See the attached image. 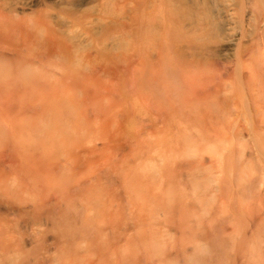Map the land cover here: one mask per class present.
<instances>
[{"label": "bare ground", "instance_id": "obj_1", "mask_svg": "<svg viewBox=\"0 0 264 264\" xmlns=\"http://www.w3.org/2000/svg\"><path fill=\"white\" fill-rule=\"evenodd\" d=\"M236 2L238 17L215 0H142L129 47L139 35L203 43L235 23L264 43V0ZM17 5L0 0V264H206L211 250L196 227L208 187L197 182V115L183 95L193 50L176 48L183 63L149 80L146 112L136 115L137 102L108 112L69 75L61 46L5 24Z\"/></svg>", "mask_w": 264, "mask_h": 264}, {"label": "rangeland", "instance_id": "obj_2", "mask_svg": "<svg viewBox=\"0 0 264 264\" xmlns=\"http://www.w3.org/2000/svg\"><path fill=\"white\" fill-rule=\"evenodd\" d=\"M215 1V10L230 9L239 16L237 0ZM14 2L17 13H5V24L29 29L34 37L61 46L69 75L85 91H97L92 101L108 112L128 102L139 105L133 106L136 115L146 112V98L152 97L149 80L160 79L165 63H183L176 48L193 50L196 73L182 93L197 115V182L208 187L197 208V238L211 250L206 264H257L255 259L264 256V43H251L249 36L243 37L244 26L235 23L233 30L203 43L177 47L144 41L139 35L130 49L133 21L142 20V0ZM228 43L234 45L233 51L222 58L218 50ZM108 118L112 120V115ZM175 253L166 251L170 258Z\"/></svg>", "mask_w": 264, "mask_h": 264}]
</instances>
